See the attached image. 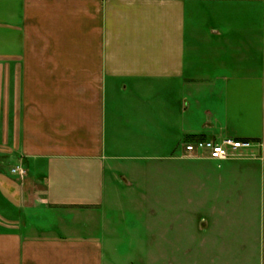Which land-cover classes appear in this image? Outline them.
Instances as JSON below:
<instances>
[{
	"label": "crops",
	"instance_id": "1",
	"mask_svg": "<svg viewBox=\"0 0 264 264\" xmlns=\"http://www.w3.org/2000/svg\"><path fill=\"white\" fill-rule=\"evenodd\" d=\"M222 138L241 227L200 247L264 264V0H0V264H119L149 163Z\"/></svg>",
	"mask_w": 264,
	"mask_h": 264
},
{
	"label": "rangeland",
	"instance_id": "2",
	"mask_svg": "<svg viewBox=\"0 0 264 264\" xmlns=\"http://www.w3.org/2000/svg\"><path fill=\"white\" fill-rule=\"evenodd\" d=\"M235 160L238 159L227 161ZM227 161L195 159L182 153L163 162L165 165L161 164L165 166V171L160 172L159 178L156 172L158 162L149 163L150 171L144 172L141 183L142 199L136 195L137 188L129 190L130 193L132 192L130 195L134 197L133 203L126 202L123 205L125 212L131 214V218L133 213L136 216L140 215L141 219H129L124 222L127 228L133 229L137 235L133 237L132 246L131 243L129 245L125 243L128 236L119 239L117 247L120 251L116 254L118 263L206 264V259L210 260L212 255V261L221 262V259H226L230 264H236L239 258L243 259L242 253L238 251L212 254L204 250L205 246L200 247V243H206L205 238L208 233L214 235L212 239L218 238L222 232V223H227L232 231L241 227L238 216L237 181H221L219 173L221 169L216 168L219 164L223 167ZM174 165L180 166V171L177 169L173 171ZM202 165L211 166L213 170L210 168L206 170ZM18 177L23 178L19 175ZM225 199L229 204L223 206ZM243 200L244 212L252 214L256 207L253 187L249 193L246 190ZM222 211L230 213L232 218L222 220ZM247 222L254 223L253 220ZM159 234L166 238L167 251L164 253L157 251ZM139 247L145 250L138 251ZM111 254L105 252L108 261ZM245 258L246 264H249L253 252H247Z\"/></svg>",
	"mask_w": 264,
	"mask_h": 264
},
{
	"label": "built area",
	"instance_id": "3",
	"mask_svg": "<svg viewBox=\"0 0 264 264\" xmlns=\"http://www.w3.org/2000/svg\"><path fill=\"white\" fill-rule=\"evenodd\" d=\"M251 149H253V143L249 140L206 139L186 143L183 147V154L190 158L220 162L242 158L248 155ZM12 173L23 177L25 170L16 167Z\"/></svg>",
	"mask_w": 264,
	"mask_h": 264
}]
</instances>
